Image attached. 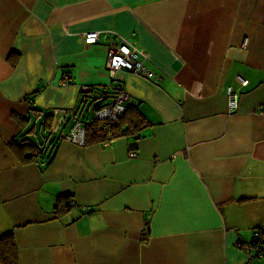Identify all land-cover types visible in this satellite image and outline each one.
<instances>
[{
	"label": "crops",
	"instance_id": "obj_1",
	"mask_svg": "<svg viewBox=\"0 0 264 264\" xmlns=\"http://www.w3.org/2000/svg\"><path fill=\"white\" fill-rule=\"evenodd\" d=\"M121 37L160 77L116 73L144 122L80 147ZM262 230L264 0H0V235L20 264H264Z\"/></svg>",
	"mask_w": 264,
	"mask_h": 264
},
{
	"label": "built area",
	"instance_id": "obj_2",
	"mask_svg": "<svg viewBox=\"0 0 264 264\" xmlns=\"http://www.w3.org/2000/svg\"><path fill=\"white\" fill-rule=\"evenodd\" d=\"M100 37L99 32H90L84 35V39H86V43L89 45L91 43H99L101 41ZM107 50L106 68L112 78L110 86L117 89V93L112 101L106 102L105 105L99 107L94 112L93 118L101 123L117 125L120 122L119 120L127 113L129 105L133 103L132 97H130L129 93L114 86L116 73L119 71H129L137 75H142L149 80L154 79L155 81L159 80L160 77L149 69L148 63L150 62V58L148 53L130 37H121L120 41L108 42ZM67 78L68 76L64 75L62 84L65 85ZM247 83L248 80L243 81V85H247ZM84 90L89 92L91 88L85 87ZM227 105L229 106L231 114L235 113L240 107L239 93L234 92L231 87L227 89ZM87 137L86 125L81 122H76L70 133L66 135L65 139L83 147L87 143ZM130 157H137V155L136 153L131 152ZM86 211L87 208L84 209V212ZM256 235L257 241H260L262 239L260 233H257Z\"/></svg>",
	"mask_w": 264,
	"mask_h": 264
},
{
	"label": "trees",
	"instance_id": "obj_3",
	"mask_svg": "<svg viewBox=\"0 0 264 264\" xmlns=\"http://www.w3.org/2000/svg\"><path fill=\"white\" fill-rule=\"evenodd\" d=\"M121 90V87H119ZM100 104H96L93 108V110H97L100 106ZM144 116L142 112H140L139 109L136 108L134 104H130L128 107L127 113L121 118L119 123L117 125H109L108 123H101L94 119V121L91 122L90 125H86L87 127V135L89 136V142L94 143V141L102 140L106 138V133H112L114 136H122L127 135L130 130L131 126L123 129V121L128 120L131 123H133L134 127L137 128L141 126L144 122ZM123 120V121H122ZM88 141V137H87ZM20 146V144H18ZM28 146H30L33 150H38L41 153H45L46 149H39L38 146L34 143H30ZM24 147V146H23ZM22 146L21 149H24ZM55 148L47 149L46 151V157L48 160V163L52 161L55 155ZM36 153L34 154H25L23 161H30L32 158H34ZM72 196L69 194H61V196L58 198L56 207L58 208H68V202L69 199H71ZM263 231V230H262ZM264 232V231H263ZM257 241V240H256ZM259 242V241H258ZM18 246L16 245V241L14 238V234L11 232L4 233L3 235H0V264H20L19 263V257H18Z\"/></svg>",
	"mask_w": 264,
	"mask_h": 264
},
{
	"label": "water",
	"instance_id": "obj_4",
	"mask_svg": "<svg viewBox=\"0 0 264 264\" xmlns=\"http://www.w3.org/2000/svg\"><path fill=\"white\" fill-rule=\"evenodd\" d=\"M115 82H116V81H114V86H115V87H116V86H117V87H121V84H119V83H117V82L115 83ZM91 90H92V89H91ZM91 90H90V91H91ZM84 91H85V90H84ZM90 91H89V92H90ZM85 92H88V91H85Z\"/></svg>",
	"mask_w": 264,
	"mask_h": 264
},
{
	"label": "rangeland",
	"instance_id": "obj_5",
	"mask_svg": "<svg viewBox=\"0 0 264 264\" xmlns=\"http://www.w3.org/2000/svg\"><path fill=\"white\" fill-rule=\"evenodd\" d=\"M86 115H87V112H86ZM66 138V137H65ZM263 248V247H262ZM260 254H262V251L260 252Z\"/></svg>",
	"mask_w": 264,
	"mask_h": 264
}]
</instances>
